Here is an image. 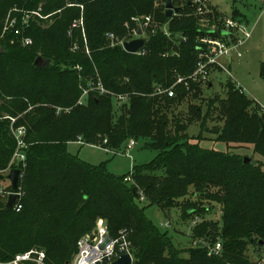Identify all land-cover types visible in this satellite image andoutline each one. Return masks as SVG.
Here are the masks:
<instances>
[{"label": "trees", "instance_id": "1", "mask_svg": "<svg viewBox=\"0 0 264 264\" xmlns=\"http://www.w3.org/2000/svg\"><path fill=\"white\" fill-rule=\"evenodd\" d=\"M172 2L180 5L177 0ZM164 3L0 0V32L14 6L35 9L40 5L42 14L51 20L46 27L31 20L22 34L6 32L0 41L1 111L13 117L25 112L16 124L25 127L27 143L19 182L24 191L22 208L7 209L0 201V260L37 248L45 252L46 264H66L78 239L92 231L99 217L112 236L131 229L133 264H252L245 255L249 246L256 248L257 261L263 258L262 164L243 163L237 154L202 147L199 141L192 142L200 138L189 137L187 129L195 121L208 129L206 122L214 121L209 131L216 140L252 144L264 158V110L230 79L224 95L205 101L204 112L188 103L185 122L181 112L172 110L200 98V84L178 86L175 97L152 95L156 85L170 86L176 74L186 76L194 71L197 38L209 34L197 27V17L187 13L190 6H179L178 13L168 18ZM81 11L83 33L70 27ZM219 12L214 16H220ZM148 14L161 26L167 24L171 37L160 29L148 31L144 55L108 42V33L126 36L125 22L132 25L133 17ZM23 35L31 39L25 46ZM165 52L170 54L163 56ZM38 56L49 60V65L35 66ZM260 73L264 78V63ZM89 83H100L107 92L91 91L79 104ZM123 95L126 101L118 111L113 110L114 96ZM78 138L93 145L106 140L105 146L112 151L125 149L131 139H141L154 156L117 176L104 164L94 165L71 154L68 142ZM14 147L9 121L0 120V170L7 167ZM129 174L133 183L125 180ZM138 190L144 194V205L139 204ZM193 194L196 201L189 200ZM203 202L220 207V226L203 219L194 225L190 241H220L218 255L209 256L205 247L192 243L187 248L175 246L167 231H161L145 213L151 205L161 210L180 205L182 215L190 217L206 211L200 206ZM213 232L216 238L209 237Z\"/></svg>", "mask_w": 264, "mask_h": 264}, {"label": "built area", "instance_id": "2", "mask_svg": "<svg viewBox=\"0 0 264 264\" xmlns=\"http://www.w3.org/2000/svg\"><path fill=\"white\" fill-rule=\"evenodd\" d=\"M179 6L190 3L188 6L191 7L189 14L195 16H203L205 13L210 11V4L208 0H178ZM174 4V3H173ZM175 5V4H174ZM178 6V5H175ZM174 13L173 15L177 14ZM50 15H43L41 12L40 5L35 9H24L14 6L9 10L7 16L5 17L2 30L0 32V41L6 32H13L15 35H20L23 31L29 27L31 20L39 22L42 19H47ZM199 23L203 26L202 30H206L209 34H204L197 38L196 46V66L194 71L189 75L176 74L175 80L170 86L156 85L153 89L152 95H166L168 97H175L178 86L184 85L189 88L190 83H206L210 79L209 77L217 71L224 70L226 74L232 77V73L226 65V62L232 61L237 57L241 56L240 48L245 43L247 39L251 36V31L247 30L245 23L233 19L231 16L225 17L222 26L216 27L211 23L210 20L204 21V19L199 20ZM83 25L82 19L78 20L73 24V26ZM125 27L128 29L127 35L124 37H115L112 33H108L107 37L110 40L111 45H119L123 49V42L130 41L137 37V31L140 28L142 35L141 37H146V29L149 27H156L155 20L150 15H144L141 17H133L132 25L126 23ZM83 30V29H82ZM155 29H152L154 31ZM161 32L167 37H171V33L168 30L167 24L160 27ZM225 31L227 34L224 35L221 32ZM182 41L186 40V37L177 35ZM31 42V39L26 36L21 37L22 45H27ZM1 43V42H0ZM175 44H179L178 42ZM1 45V44H0ZM145 45V44H144ZM144 45L135 53L137 55H144L146 50ZM1 48V46H0ZM124 50V49H123ZM86 53H89L87 47L85 48ZM173 53H177L173 51ZM170 53L165 52L163 56H168ZM216 71V72H217ZM230 77V78H231ZM233 81V80H232ZM234 82V81H233ZM236 88L243 92L242 86L235 81ZM96 91L100 94L106 93L107 90L103 88L100 83L96 85L89 83L88 87L83 90V93L78 101L79 104L85 101L86 96L89 92ZM118 103H123L127 99V95L114 96ZM18 117H13L1 111L0 102V120H8L10 124V132L15 140V147L11 156V159L6 168L0 170V183L5 180L6 185L0 186V201L4 204L7 203L9 195L13 192L11 189V182L7 179V175L11 169H17L19 171L17 198L14 200L11 208L15 211H20L22 208L21 199L23 197L22 187L20 185V180L22 178V169L25 166V149L27 143L24 139L26 134V129L23 125H17ZM82 142L80 138L77 139ZM83 143V142H82ZM106 140H103L102 145L105 150L108 148L105 146ZM84 144V143H83ZM93 145V144H91ZM135 145L134 140H129L125 147V154L131 150ZM119 152H115L117 154ZM126 181H131V175L129 174L125 177ZM139 200H144V194L141 190H138ZM196 220L194 221L195 224ZM163 227H169L170 223L164 221L161 223ZM131 229H121L117 232L115 236H112L109 232L108 225L104 220H100L98 225L94 229L81 236L77 241L76 251L68 264H109L118 259L123 254H129L131 257V264H133V254L131 252L132 242H131ZM194 246L205 247L207 249V254L218 255L221 251L220 241L209 242L204 239H195L192 242ZM264 258L260 261L252 262V264H263ZM0 264H46L45 263V252L37 248H32L27 251L17 253L13 257L7 260H0Z\"/></svg>", "mask_w": 264, "mask_h": 264}, {"label": "rangeland", "instance_id": "3", "mask_svg": "<svg viewBox=\"0 0 264 264\" xmlns=\"http://www.w3.org/2000/svg\"><path fill=\"white\" fill-rule=\"evenodd\" d=\"M208 1L211 8L210 11L205 13L201 17L194 15L198 19L197 27L203 29V26L201 25V23H199V20L201 19H204V21L210 20L213 24L208 23L209 25L220 27L222 26L224 18L227 16H231L233 19L245 23L246 29L251 31V36L240 48L241 56L235 58L232 61L226 62V65H228L229 63L228 68L232 73V77L226 74L224 70L217 71L216 68L215 72L209 77L210 79L208 80V82L200 84V87L203 90L200 98H191L188 102L183 103L181 106L172 110V112L174 113L181 112L183 122L186 121L184 119L187 117L188 103L201 107L202 111L204 112L205 101H207V99L214 98L215 95L218 94L221 96L224 95V85L228 79H230L231 81L233 80L234 82L237 81L242 86L244 94L249 99L253 100L255 105L264 110V78L260 73L261 65L264 63V2L262 0ZM177 3H179L178 0ZM67 6L71 5L68 4ZM216 7L218 8V10ZM215 11H220L219 13H221V15L219 14L220 16L215 17ZM189 12L187 13L189 14ZM184 15L187 16L186 14ZM151 16L154 19L153 15ZM80 19H82L83 21L82 11L80 12V17L77 20L73 21L70 27L80 28L81 32L83 33L84 24L82 25V27L79 25H77L76 27L73 26V24H75V22ZM44 21L47 22H44L43 24V22L40 21L37 24L41 27H46L51 23L50 18H47ZM155 26L156 27L147 28L145 35H147L148 31H152V29H160L161 24H159V22H156L155 20ZM107 40L110 43L108 37ZM72 46L74 47L75 45L73 44ZM210 84L211 87L207 89V86ZM114 101L115 102L113 110L118 111V108L122 105V103H118L116 100ZM59 111L60 110L57 108V112ZM24 113L25 112L19 113L18 117H21ZM214 124V121L208 120L205 124L208 129H202L200 122L195 121L189 124L187 133L189 137L192 136L200 138L199 140L193 138L192 142H196L197 140L200 142V146L202 147L212 148L219 151H226L230 154H237L241 158L249 157L253 159V161L257 164L261 163L264 169V158L254 151V146L252 144L226 143L216 140L215 136L210 133L211 131H209L214 126ZM135 144L136 145L130 151H128L127 154H125V149H122L120 151H112L109 149L105 150V148L100 144L78 145L75 141H69L68 151L71 154L77 155L81 160H84L88 163L94 165L104 164L108 172L117 176H121L130 173L134 164L146 162L154 156V152L146 147L144 140L140 139L138 141H135ZM115 152L119 153L115 154ZM128 182L133 183V180L131 179V181ZM6 184V181L3 180L0 183V186H5ZM196 198V194L189 195V200L196 201ZM203 203L204 205L202 204L200 206L204 207L206 211L204 210L196 214H191L190 217H184L182 215V208L180 205L169 210H161L157 206L151 205L145 208V213L161 231H167L168 236L171 237L175 246L187 248L192 243L190 241V234L192 229L194 228V225L202 222L203 219H205L207 221H213L215 225L214 227L220 226V207H218L214 203L211 204L210 202ZM139 204L144 205L145 203L143 201H139ZM181 205L183 206V208L186 206L185 204ZM100 220L104 219L101 217L97 218L91 230H93L94 227L98 225ZM195 220L196 222L194 224ZM164 221H168L170 223V226H161V223ZM216 234L217 233L213 232L209 237L216 238ZM255 249L256 248H254L253 246H249L245 252V255L248 256V258L252 262H256L259 258ZM132 251L133 244L131 252ZM262 256L264 258V254Z\"/></svg>", "mask_w": 264, "mask_h": 264}, {"label": "water", "instance_id": "4", "mask_svg": "<svg viewBox=\"0 0 264 264\" xmlns=\"http://www.w3.org/2000/svg\"><path fill=\"white\" fill-rule=\"evenodd\" d=\"M187 4L189 5L190 3H187ZM164 7H165V16L168 18L172 17L174 13H176L180 10V7L175 6L173 4L172 0H165ZM221 33L224 35L227 34L225 31H222ZM137 35L140 37H137V38L132 39L130 41H124L123 42L122 45H123L124 51H126L128 53H135L146 43V38L141 37L142 32H141L140 28L137 31ZM1 52H2V49L0 48V53ZM49 63H50L49 60H45L41 56H38L34 61L35 66H46V65H49ZM252 162H253V159H251L249 157L243 158V163H252ZM18 175H19V171L17 169H11V171L7 175V179L10 180L11 189L13 191L9 195L7 203L5 204V207L7 209L11 208L14 200L17 198V194L15 193V191L17 190ZM132 191L134 194L136 193L135 189H133ZM191 212L192 211H188V213H191ZM66 264H68V263H66ZM109 264H131V257L129 254H123L118 259H116L115 261H113L112 263H109Z\"/></svg>", "mask_w": 264, "mask_h": 264}, {"label": "crops", "instance_id": "5", "mask_svg": "<svg viewBox=\"0 0 264 264\" xmlns=\"http://www.w3.org/2000/svg\"><path fill=\"white\" fill-rule=\"evenodd\" d=\"M216 8H217V7H216ZM217 10H218V8H217ZM224 16H227V15H224ZM227 17H228V16H227ZM75 142H76L78 145H82V144H83L82 142H80V141H78V140L75 141ZM90 145H91V144H90ZM135 145H136V144H135ZM135 145H134V146H135ZM134 146H133V147H134ZM133 147H132V148H133ZM132 148H131V149H132ZM67 149H68V145H67Z\"/></svg>", "mask_w": 264, "mask_h": 264}]
</instances>
